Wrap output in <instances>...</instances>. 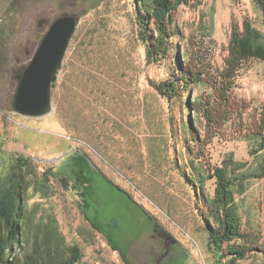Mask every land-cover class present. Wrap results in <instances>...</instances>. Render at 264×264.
<instances>
[{
  "label": "rangeland",
  "instance_id": "rangeland-1",
  "mask_svg": "<svg viewBox=\"0 0 264 264\" xmlns=\"http://www.w3.org/2000/svg\"><path fill=\"white\" fill-rule=\"evenodd\" d=\"M132 1L0 0V175L21 155L33 161L45 188L27 192L29 236L53 222L64 247L81 251L77 264H215L207 230L215 169L247 163L245 174L253 175L264 163V152L252 153L253 133L247 137L264 110V62L242 65L229 103L201 84L181 87L174 105L153 85L177 76L185 48L208 62L212 74L224 71L232 24L242 29L251 19L264 32L262 15L251 0L181 6L173 16L179 53L149 62ZM65 16L80 25L53 90V111L42 118L16 114L23 73L51 25ZM209 110L216 114L212 122ZM190 120L195 138L182 129ZM77 151L89 157L87 177L95 180L91 188L79 180L75 191L63 169ZM191 173L202 178L203 190L190 182ZM246 185L236 199L244 231L255 229L264 242V176ZM86 188L87 202L80 195ZM262 253H249L244 263L264 264Z\"/></svg>",
  "mask_w": 264,
  "mask_h": 264
},
{
  "label": "trees",
  "instance_id": "trees-1",
  "mask_svg": "<svg viewBox=\"0 0 264 264\" xmlns=\"http://www.w3.org/2000/svg\"><path fill=\"white\" fill-rule=\"evenodd\" d=\"M196 1L199 0L132 1L138 17V25L142 29L141 39L145 43L149 62L154 59L162 61L168 58L167 56L174 55L171 50L175 54L179 53L180 47L178 43L173 41V38H176L178 34L173 28V16L181 6H190L192 2L195 3ZM251 2L261 13L264 25V0H251ZM254 24L255 22L251 19L245 20L242 29L238 24H232L230 53L224 71L215 75L212 74V70L208 69V62L200 60L201 56L198 54L197 57V53H195L196 57L193 54L190 55L188 49L185 48L183 54H180L182 55L181 60L179 57L177 58L179 66L177 76L155 84L153 87L161 97L169 102L172 99L175 105L176 102H180L181 87L188 90L191 85L201 86V84H205V86H213L217 90V95H221L222 101L229 103L230 99L227 94L233 88L234 80L242 65L248 60L264 62V32L256 28ZM186 105L190 108L191 103L188 99ZM231 109L232 106L229 110ZM195 111L202 113L200 104L199 106L198 103L195 105ZM209 111L211 115L208 116L207 120L212 122L213 118L216 120V114L213 110ZM255 128L256 131H247L248 134H246L249 137L253 133V139L258 145L257 150L255 149L252 153L263 155L264 110L261 112L260 123ZM182 129L184 133L188 132L187 134L193 137L194 135L197 136L192 120L188 121V127L187 124H183ZM232 162L235 164L234 161ZM230 163L231 161L225 162L223 167L215 169L213 176L216 178L215 193L213 197L207 198L208 216L210 215L212 221V225H209L210 223L207 225L210 242L209 252L216 256L215 264H245L244 262L248 258L252 259V255L249 257L248 254L259 251L261 248L264 262V242H261L260 232L255 229L252 232H245L240 206L236 200L239 194L243 195L246 192V183L249 180L264 176V163H260L253 175L245 174V170L248 171L247 163L235 167L230 166ZM65 167L67 169H63V171L65 174L67 173L65 176L70 180L67 185L70 184L71 188L78 191L79 180L86 179L85 185L88 183L87 186L91 188L95 177L93 175L92 178L87 177V174L92 171V165L86 153L77 151L75 156L71 155ZM37 168L33 161L21 155L13 161L4 177L0 175V264H77L83 257L82 253L80 254L81 251L78 250V247H70L69 249L64 247L65 240L58 234L53 222L47 221L43 225L42 232L44 233L40 234L41 231H39L35 235L29 236L31 218L24 211L27 192L31 187L36 190H40L41 187L42 189L45 188L39 180L40 174ZM42 175L46 176L45 173ZM31 176L32 178L36 177L33 185L29 181ZM190 177V182L201 184L200 188L203 190L202 178L198 180L194 173H191ZM63 179L65 180V178ZM113 187L118 195L128 197L126 191L124 192L115 185ZM86 192L87 188L83 195L80 194L85 200ZM40 226L42 224L38 228ZM21 251L24 252V255ZM253 255L257 256L258 254L254 253ZM184 261L187 263L185 259L180 262Z\"/></svg>",
  "mask_w": 264,
  "mask_h": 264
},
{
  "label": "water",
  "instance_id": "water-1",
  "mask_svg": "<svg viewBox=\"0 0 264 264\" xmlns=\"http://www.w3.org/2000/svg\"><path fill=\"white\" fill-rule=\"evenodd\" d=\"M79 25L80 20L70 16L51 25L21 78L14 103L16 114L42 118L52 113L53 90Z\"/></svg>",
  "mask_w": 264,
  "mask_h": 264
},
{
  "label": "bare ground",
  "instance_id": "bare-ground-1",
  "mask_svg": "<svg viewBox=\"0 0 264 264\" xmlns=\"http://www.w3.org/2000/svg\"><path fill=\"white\" fill-rule=\"evenodd\" d=\"M65 61V60H64ZM200 71V70H199Z\"/></svg>",
  "mask_w": 264,
  "mask_h": 264
}]
</instances>
